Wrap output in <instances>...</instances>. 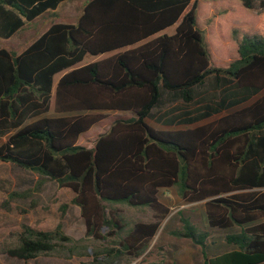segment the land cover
I'll list each match as a JSON object with an SVG mask.
<instances>
[{
  "label": "trees",
  "instance_id": "1",
  "mask_svg": "<svg viewBox=\"0 0 264 264\" xmlns=\"http://www.w3.org/2000/svg\"><path fill=\"white\" fill-rule=\"evenodd\" d=\"M63 1L0 0V38L12 37ZM240 1L253 9L254 0ZM196 7L197 0H89L75 24L52 25L19 55L0 49V136L13 132L0 146V163L71 192L85 237L105 240L101 233L107 229V237L117 239V249H106L107 256L139 258L170 213L160 191L176 188L184 202H204L209 228H240L224 238L235 249L208 257L209 233L181 217V228L170 234L198 246L202 264H264V221L258 222L264 218V39L236 38L233 32L237 59L225 68L211 67ZM258 7L264 12V0ZM113 52L78 66L85 57ZM208 78L219 101L179 125L258 97L192 129L164 131L147 124L161 94L190 104L194 88ZM52 94L54 112L65 115L39 117L49 111ZM103 112L121 115L91 148L78 145L81 136L106 120ZM105 204L147 207L152 221L125 230ZM80 242L59 225L53 231L23 225L3 240L2 252L27 262L55 253L61 244Z\"/></svg>",
  "mask_w": 264,
  "mask_h": 264
},
{
  "label": "rangeland",
  "instance_id": "2",
  "mask_svg": "<svg viewBox=\"0 0 264 264\" xmlns=\"http://www.w3.org/2000/svg\"><path fill=\"white\" fill-rule=\"evenodd\" d=\"M89 0H73V15L69 14L70 6H63L57 14H54V21L76 23L83 5ZM213 5V13L207 12ZM231 10V22L221 19V26L228 27L233 21L241 22L231 25V29L238 26L246 27L251 35H257L264 39V13L258 7V0H254L253 9L243 8L240 0H198L196 7L197 27L201 30L203 23L207 26L204 32H209L212 27L209 23L217 16L223 18L227 8ZM190 8V6H189ZM220 11V13H218ZM230 14V12H228ZM229 15V16H231ZM52 14L44 15L38 22L26 25L16 36V41L20 42L23 38L35 34V28H46L47 23L52 18ZM53 21V20H51ZM50 21V22H51ZM209 21V22H208ZM171 31V30H170ZM231 32V31H229ZM205 47L210 56V66L215 68H225L231 61L237 59L235 42L230 37L227 48L215 49L217 46L213 34H207ZM241 36L245 33L241 32ZM34 35L32 39H34ZM224 37V34H221ZM15 41V42H16ZM14 42V43H15ZM221 43H225L220 40ZM5 49H16V46L10 43L2 44ZM211 79L197 89L199 103H208L214 99L217 91L210 86ZM164 94V93H163ZM161 94L162 104L152 111V117L146 120L148 125L157 130L174 131L180 127L177 123H163V127L155 123L154 117L170 120L177 113L184 110H194L198 104H184L179 100L172 99L169 96ZM106 120L92 127V129L81 136L78 144L84 147H92L96 138L106 132L112 119L121 115L115 112H103ZM54 112L49 111L39 117L53 116ZM74 115V114H73ZM124 116H133L132 113L123 114ZM39 117L34 118L38 119ZM213 117L206 122L213 121ZM0 136V146L6 142L9 135ZM16 195H12V194ZM71 192L59 187L53 181L41 179L37 174L22 170L8 163H0V264H146L152 262H164L165 264H202L203 258L201 249L194 245L190 240L176 238L170 232L180 229V218H188L190 222L199 230L206 231L210 237L207 242L206 253L208 257L220 255L231 251L235 247L228 245L224 238L226 235L235 234L240 231L239 227H232L226 230L211 229L208 227L205 217L204 202L186 203L178 195L176 188L162 189L159 193L160 202L170 209L167 218L160 225L156 235L149 244L147 250L137 259L129 260L125 256L118 258L106 255V249H117L115 237H107L108 230L102 231L105 240H94L85 237V226L80 217V210L77 206L71 204ZM108 210H113L121 219L125 230L131 228L137 222L152 221V211L147 207H129L126 204H105ZM63 212H61L62 207ZM264 221L261 218L258 222ZM27 225L37 230L53 231L58 225L61 227L64 235L72 238L74 241H81L77 245L61 244L58 251L52 254L39 255L35 259L24 262L15 258H10L2 252V242L9 234H17L22 231V226ZM60 244V243H59ZM67 248V249H65ZM115 256V255H112Z\"/></svg>",
  "mask_w": 264,
  "mask_h": 264
},
{
  "label": "crops",
  "instance_id": "3",
  "mask_svg": "<svg viewBox=\"0 0 264 264\" xmlns=\"http://www.w3.org/2000/svg\"><path fill=\"white\" fill-rule=\"evenodd\" d=\"M197 2H198V0H197ZM65 5H69L70 6V11H69V14L71 15H73V0H65V1H63V2H61L58 6H57V8L55 9V10H53V11H47V12H45V13H43L42 15H40L39 17H37L36 19H34L33 21H31V22H29V23H26L23 27H22V29L21 30H23L25 27H26V25H28V24H31V23H36V22H38L44 15H46V14H48V13H51L53 16H52V18L50 19V21L51 20H53V21H49L46 25H47V27L44 29V28H38V27H36L35 28V34H31V35H29V36H27V38H23L20 42H17L16 41V36H17V34H19L20 32H21V30H19L17 33H15L12 37H10V38H8V39H2V38H0V49H4L5 51H7L8 53H10L11 55H19L20 53H22L29 45H31L39 36H41L44 32H46L52 25H54V24H71V25H73V24H75V23H73V22H71V23H69V22H60V21H54V19H56V17H54V14H57L58 13V11L63 7V6H65ZM84 6V5H83ZM83 8V7H82ZM213 8V5L211 6V8L209 9V11H207V12H210V13H213L214 12V9L215 8H217L216 6L214 7V9H212ZM218 8H220V7H218ZM217 8V9H218ZM244 8V7H243ZM188 9H189V7H188ZM228 10L226 11V14H224L225 16L223 17V18H219V17H215L214 18V20L213 21H211L210 23H209V27H212L213 26V28H211L212 30H210L209 32H204V30H205V28L207 27V26H205L204 24H205V22L203 23V26L201 27V30H200V32L202 33V35H203V39H204V44H205V41H206V39H207V34H213L214 35V40H216V42H217V46H215V49H219L220 47L221 48H227L228 47V43H226V42H228L229 41V39H230V37H232L233 38V40H234V38L236 37H239V38H241V37H243V36H241V32L243 33H245V36H249V37H253V36H257V35H251L250 33H248L246 30H244L246 27H241V26H238V27H236V28H234V29H231V25H235V26H237L236 24L237 23H241V22H236L235 21V23H234V21H233V24L231 23L230 25H228V27H224V25L223 26H221V24H220V20L221 19H225V20H231V18H232V15H231V10H232V8H230V7H228L227 8ZM245 9V8H244ZM247 10V9H246ZM248 11V10H247ZM81 12H82V10H81ZM228 12H230V14H228ZM218 13H220V11H218ZM264 13V12H263ZM81 14V13H80ZM229 15H231V16H229ZM80 16V15H79ZM78 16V17H79ZM78 17H77V19H78ZM77 19H76V22H77ZM209 22V21H208ZM231 22V21H230ZM198 25V24H197ZM197 29H198V27H197ZM171 30V31H170ZM199 30V29H198ZM229 31H231V32H229ZM173 32V29H169V30H167V34H171ZM233 32H235V37H234V35H233ZM221 34H224V37H221ZM34 35H36V37L34 38V39H32L31 41H30V39L34 36ZM220 40H222L223 42H225L224 44L223 43H221L220 42ZM16 41V42H15ZM15 42V43H14ZM234 42H235V40H234ZM3 43H6V44H10V43H12V45H14V46H16V49H22L21 51H16V50H14V49H5V48H3L2 47V44ZM219 47V48H218ZM235 48H236V42H235ZM207 49V48H206ZM207 51H208V49H207ZM122 52V51H121ZM117 52H113V53H109V54H105V55H102V56H100V57H85L84 58V60L80 63V64H78V66H82V65H86V64H89V63H92V62H95V61H98V60H100V59H105V58H108V57H111L112 55H114V54H116ZM209 53V52H208ZM62 76V73L61 74H57L55 77H54V79H53V81H54V86L56 85V83L58 82V80L60 79V77ZM210 86H211V88L213 89V90H215L216 91V89H215V84H214V81L213 80H211V83H210ZM200 87H202V86H200ZM225 87H228V85L227 86H224V88ZM199 87H196V88H194V99H193V101L190 103V104H192V103H194V104H197L196 106V109H194L193 111L192 110H184V111H182V112H180V113H177V115H175L173 118H171L170 120H164V118L162 119V118H160V117H157V116H155L154 117V121H155V123H158V124H160L161 123V125L164 127L165 126V124H163V123H171V122H174V123H177V125L180 127L179 129H177V130H181V129H192V128H195V127H198V126H202V125H205V124H207V123H209V122H206L207 120H209V119H211V118H213V117H216V116H218L215 120H217V119H219L220 117H222V116H224V115H226V114H228V113H232L233 111H236V110H238V109H240V108H242V107H244V106H246V105H248V104H250V103H252L258 96H256V97H254L253 99H251L249 102H247V103H244V104H241V105H239V106H237V107H234V108H231V109H228V110H226V111H223L222 113H220V114H217V115H214V116H211L210 118H207V119H204V120H201V121H199V122H196V123H194V124H192V125H179V123H180V121L181 120H184L185 118H189V117H193V116H195V113H197V112H199V111H201L205 106H207V105H210L212 102H217V101H219V97H218V91H217V94H216V96H214V99L213 100H211V101H209L208 103H199V100H197V96L199 95V93L197 92V89H198ZM164 95H166V94H164ZM166 96H169V95H166ZM169 97H171V96H169ZM172 99H175V98H173V97H171ZM175 100H179V101H181V102H183L182 100H180V99H175ZM184 103V102H183ZM161 104H162V102H161ZM185 104V103H184ZM190 104H187V105H190ZM161 106V105H160ZM155 109H157V108H155ZM154 110V109H153ZM152 110V111H153ZM49 111H52V112H54V96H53V94H52V97H51V99H50V102H49ZM48 111V112H49ZM152 111H151V116L150 117H152ZM65 114H56L55 112H54V115L53 116H50V117H57V116H64ZM66 115H69V114H66ZM70 115H73V114H70ZM215 120H213V121H215ZM210 122H212V121H210ZM148 124V123H147ZM92 129V128H91ZM90 129V130H91ZM89 130V131H90ZM155 130H157V129H155ZM88 131V132H89ZM87 132V133H88ZM13 133V132H12ZM8 135V134H7ZM11 135V134H10ZM9 135V136H10ZM79 140V139H78ZM79 142H77V144H78ZM78 145H80V144H78ZM81 146V145H80ZM86 148H88L89 149V147H86ZM91 148V147H90ZM71 195V198H72V194H70ZM232 251V250H231Z\"/></svg>",
  "mask_w": 264,
  "mask_h": 264
}]
</instances>
